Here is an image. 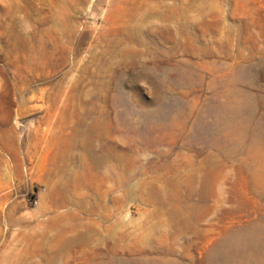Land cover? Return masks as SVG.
<instances>
[{"label": "rangeland", "instance_id": "rangeland-1", "mask_svg": "<svg viewBox=\"0 0 264 264\" xmlns=\"http://www.w3.org/2000/svg\"><path fill=\"white\" fill-rule=\"evenodd\" d=\"M236 260L264 264V0H0V264Z\"/></svg>", "mask_w": 264, "mask_h": 264}, {"label": "bare ground", "instance_id": "bare-ground-1", "mask_svg": "<svg viewBox=\"0 0 264 264\" xmlns=\"http://www.w3.org/2000/svg\"><path fill=\"white\" fill-rule=\"evenodd\" d=\"M138 8H139V7H138ZM247 235H248V233L242 230V231L239 233V236L237 235L236 237H233V240H237V239L245 238V237H247ZM241 263H242V262L236 260V261H234V262L231 263V264H241Z\"/></svg>", "mask_w": 264, "mask_h": 264}]
</instances>
